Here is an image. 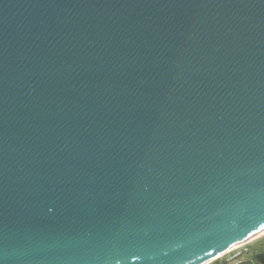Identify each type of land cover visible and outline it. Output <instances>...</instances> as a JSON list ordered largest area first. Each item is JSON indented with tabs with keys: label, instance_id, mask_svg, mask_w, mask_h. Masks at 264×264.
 <instances>
[{
	"label": "water",
	"instance_id": "95a60500",
	"mask_svg": "<svg viewBox=\"0 0 264 264\" xmlns=\"http://www.w3.org/2000/svg\"><path fill=\"white\" fill-rule=\"evenodd\" d=\"M264 230V0H0V264H211Z\"/></svg>",
	"mask_w": 264,
	"mask_h": 264
},
{
	"label": "rangeland",
	"instance_id": "374dc122",
	"mask_svg": "<svg viewBox=\"0 0 264 264\" xmlns=\"http://www.w3.org/2000/svg\"><path fill=\"white\" fill-rule=\"evenodd\" d=\"M257 243H264V236L257 238L251 241L250 243H247L231 251L230 253L219 258L218 260L214 261L211 264H257L255 261H252V256L251 254H249L250 246H254Z\"/></svg>",
	"mask_w": 264,
	"mask_h": 264
},
{
	"label": "trees",
	"instance_id": "16d2710c",
	"mask_svg": "<svg viewBox=\"0 0 264 264\" xmlns=\"http://www.w3.org/2000/svg\"><path fill=\"white\" fill-rule=\"evenodd\" d=\"M249 254L252 256V261H255L257 264H264V243H257L254 246H250Z\"/></svg>",
	"mask_w": 264,
	"mask_h": 264
},
{
	"label": "bare ground",
	"instance_id": "6f19581e",
	"mask_svg": "<svg viewBox=\"0 0 264 264\" xmlns=\"http://www.w3.org/2000/svg\"><path fill=\"white\" fill-rule=\"evenodd\" d=\"M262 236H264V230L261 231L259 234H257V235H256L255 237H253L252 239H250L248 242H246V243H244V244L238 246L237 248H239V247H241V246H243V245H245V244H247V243H250L251 241H253V240L257 239V238H260V237H262ZM237 248H235V249H237ZM235 249H234V250H235ZM232 251H233V250H232Z\"/></svg>",
	"mask_w": 264,
	"mask_h": 264
}]
</instances>
